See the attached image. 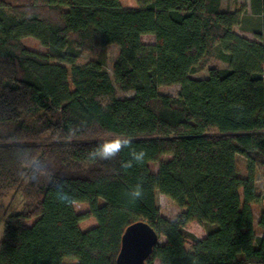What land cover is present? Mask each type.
I'll use <instances>...</instances> for the list:
<instances>
[{
	"label": "trees",
	"instance_id": "16d2710c",
	"mask_svg": "<svg viewBox=\"0 0 264 264\" xmlns=\"http://www.w3.org/2000/svg\"><path fill=\"white\" fill-rule=\"evenodd\" d=\"M221 4L0 0V199L15 191L25 201L4 224L0 264H117L122 236L138 221L160 240L146 264H264V182L261 192L256 183L257 167L264 170V0H250L249 15ZM244 16L254 18L256 40L235 32ZM27 37L47 52L26 48ZM109 45L119 48L112 77ZM95 49L99 57L77 63ZM213 59L228 67L192 77ZM168 85L180 86L177 97L158 92ZM109 131L126 134L131 147L112 160L88 159ZM132 149L145 152L143 162L122 168ZM137 184L133 201L126 193ZM157 193L179 209L175 219L161 215ZM259 202L261 236L252 210ZM193 226L206 227L203 235Z\"/></svg>",
	"mask_w": 264,
	"mask_h": 264
},
{
	"label": "rangeland",
	"instance_id": "374dc122",
	"mask_svg": "<svg viewBox=\"0 0 264 264\" xmlns=\"http://www.w3.org/2000/svg\"><path fill=\"white\" fill-rule=\"evenodd\" d=\"M221 9L223 11H233V10H241L246 9L248 15L250 14V0H222ZM244 19L242 20V23L234 28L235 32L245 37L249 40H256L252 34V30L254 27H256V22L253 20L254 18H250L248 16H244ZM142 41L145 44H153L154 39L151 36H144L142 38ZM22 44L37 53L45 54L47 52L46 48H44L37 40L27 37L23 38L21 40ZM101 53V50L95 49L91 52H84L80 55L78 64L84 65L88 63L89 61L95 60L97 57H99ZM119 54V48L116 45H109L105 49V57H106V66L105 69L109 73V75L113 76V66L114 63L118 57ZM227 64L224 62H221L217 59H213L210 61L207 69L194 74L192 77L195 79H205L208 76V71L211 68L216 69H223L227 68ZM158 92L163 95H168L172 97H177L180 93V86L179 85H168V86H160L158 88ZM134 96V92L132 91H119L117 93V97L120 99L123 98H131ZM170 156H164L161 158V161H165L169 159ZM152 170L154 172H157L158 164H152ZM238 171L240 175L245 174V159L240 157L238 161ZM264 182V170L261 166L257 167L256 170V183L259 187V191L261 192ZM157 201L158 205L160 207L161 215L164 218L167 219H175L177 215L179 214V209L175 206H172L167 203L165 197L161 195L160 193H157ZM24 198L22 194L16 193L15 191L9 192L5 197L0 199V240L3 234L4 230V224L6 220L10 217V215L15 214L22 210L23 204H24ZM262 208V204L256 203L252 206L253 215H254V227H255V233L257 236H261L262 231L258 226V222L260 220V211ZM86 208L84 206H77L76 211L77 212H83ZM90 223V222H89ZM206 227H200V226H193L189 228L190 231H193L196 234L203 235L205 232ZM164 239L161 240L163 242ZM153 264H161L159 260H155Z\"/></svg>",
	"mask_w": 264,
	"mask_h": 264
},
{
	"label": "clouds",
	"instance_id": "9594fccd",
	"mask_svg": "<svg viewBox=\"0 0 264 264\" xmlns=\"http://www.w3.org/2000/svg\"><path fill=\"white\" fill-rule=\"evenodd\" d=\"M81 129L77 128L74 131H71L70 134L75 135L77 132H79ZM106 135L109 137V139H106L93 147L91 150L88 151L87 157L90 160H112L117 155L126 148L131 147V140L126 134H118V133H112L107 132ZM129 155L131 156V159L122 162L121 167L122 168H131L133 166V163L140 164L143 162L145 158V152L143 150L136 151L132 149L129 152ZM57 193L59 194L61 200L67 199L66 194L63 193V183L60 182L56 185ZM126 195L130 197L131 200L139 199L142 195V189L141 185L137 184L134 186L131 190H129Z\"/></svg>",
	"mask_w": 264,
	"mask_h": 264
},
{
	"label": "water",
	"instance_id": "95a60500",
	"mask_svg": "<svg viewBox=\"0 0 264 264\" xmlns=\"http://www.w3.org/2000/svg\"><path fill=\"white\" fill-rule=\"evenodd\" d=\"M160 243L156 231L146 222L129 225L121 241L117 264H146L154 247Z\"/></svg>",
	"mask_w": 264,
	"mask_h": 264
}]
</instances>
